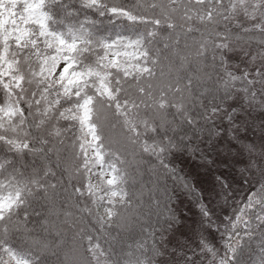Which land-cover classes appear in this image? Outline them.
<instances>
[{
  "label": "snow or ice",
  "instance_id": "snow-or-ice-1",
  "mask_svg": "<svg viewBox=\"0 0 264 264\" xmlns=\"http://www.w3.org/2000/svg\"><path fill=\"white\" fill-rule=\"evenodd\" d=\"M0 264H264V0H0Z\"/></svg>",
  "mask_w": 264,
  "mask_h": 264
},
{
  "label": "rangeland",
  "instance_id": "rangeland-1",
  "mask_svg": "<svg viewBox=\"0 0 264 264\" xmlns=\"http://www.w3.org/2000/svg\"><path fill=\"white\" fill-rule=\"evenodd\" d=\"M182 171L183 173H189L193 176H196L201 186L206 187L213 179V172H224V169H217L215 166H212L211 170H207L200 166L199 161H193L191 159L185 158L184 162L182 163ZM225 174L228 175L230 181H232L233 177L236 176L235 171H232L230 175L228 173ZM184 202L186 204L187 200Z\"/></svg>",
  "mask_w": 264,
  "mask_h": 264
},
{
  "label": "trees",
  "instance_id": "trees-1",
  "mask_svg": "<svg viewBox=\"0 0 264 264\" xmlns=\"http://www.w3.org/2000/svg\"><path fill=\"white\" fill-rule=\"evenodd\" d=\"M186 157H181L179 158L178 162H177V166L182 170V163L184 162ZM183 172V171H182Z\"/></svg>",
  "mask_w": 264,
  "mask_h": 264
}]
</instances>
